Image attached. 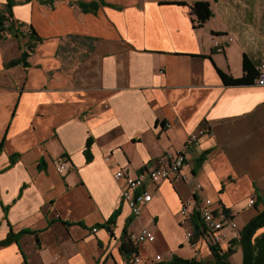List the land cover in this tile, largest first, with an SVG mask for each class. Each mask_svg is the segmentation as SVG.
<instances>
[{"label": "crops", "instance_id": "obj_1", "mask_svg": "<svg viewBox=\"0 0 264 264\" xmlns=\"http://www.w3.org/2000/svg\"><path fill=\"white\" fill-rule=\"evenodd\" d=\"M15 1L13 18L42 42L27 67L10 69L4 64L26 50L27 32L0 42V242L10 232L34 235L0 246V264H131L121 238L141 229L154 241L136 247L139 264L173 256L213 263L210 238H188L203 200L238 232L263 209L264 87L226 86L217 71L240 78L244 58L255 70L264 63V0ZM78 2L97 9L83 12ZM196 2L212 12L199 28ZM227 36L233 43L216 52L213 39ZM198 129L208 133L185 154V179L149 182L152 201L134 216L115 173L165 165ZM218 249L241 264L238 243Z\"/></svg>", "mask_w": 264, "mask_h": 264}, {"label": "trees", "instance_id": "obj_2", "mask_svg": "<svg viewBox=\"0 0 264 264\" xmlns=\"http://www.w3.org/2000/svg\"><path fill=\"white\" fill-rule=\"evenodd\" d=\"M31 0H23V3L30 2ZM55 0H46L44 3L52 4ZM20 4L15 0H5L4 4H0V42L5 41L7 38L20 39L24 36L21 28L24 24L19 23L13 18L12 8L15 5ZM177 5H183V3H175ZM78 7L83 11H95L97 9V3H77ZM191 13L194 16V26L197 28L202 27L212 16L210 6L206 2H196L190 6ZM28 43L26 50H24L20 57L11 61H8L4 64L6 69H10L19 65L27 67V58L33 46L36 43H41L42 40L37 36L34 29L29 26L28 31ZM33 41V43H32ZM242 71L243 74L240 78H232L221 71H217L222 83L226 86H245L252 85L255 78L257 77V71L253 68L250 62L244 58L242 62ZM84 155L86 162L91 160L90 154V141L86 143L84 150ZM262 202V201H260ZM118 211H115L110 219L108 220L109 224H114V221L117 217ZM197 215V214H196ZM198 223L192 220V233L189 238L190 243L194 244L200 237L204 236V226L201 223L199 216L197 215ZM98 227V226H97ZM104 228V227H103ZM264 229V203L263 209L257 213L239 232V239L233 240L234 243H238L242 253L241 264H264V232H261ZM32 234L33 232H20L18 234H13L10 232L6 240L0 242V246L8 245L10 243H18L19 238L22 235ZM209 249L213 255V263H205L202 261H197L195 259H183L177 256H173L171 260L163 264H230L228 261V256L231 255L232 250H228L225 254H220L217 246H214L210 243ZM120 254L128 262L131 258V255L136 253V248L127 240L126 234L123 233L121 238V245L119 247ZM24 264H27L24 261ZM161 264V263H157Z\"/></svg>", "mask_w": 264, "mask_h": 264}, {"label": "built area", "instance_id": "obj_3", "mask_svg": "<svg viewBox=\"0 0 264 264\" xmlns=\"http://www.w3.org/2000/svg\"><path fill=\"white\" fill-rule=\"evenodd\" d=\"M233 41V38L230 36H227L223 43L215 38L213 39V47L216 52L220 53L225 46L232 44ZM256 71L257 77L254 80V84L259 87H264V63L260 64ZM169 126L170 125H168V127ZM206 133H208V131L204 129H198L191 133L186 138L181 151L167 154L165 165L161 164L156 168H144L141 173L135 177L126 176L121 170L115 173V179L124 182V187L121 193L122 202L128 205L134 216H138L141 209L152 201V195L147 188L149 182H179L185 179L181 172L185 162V154L198 145L200 137ZM65 170L66 168L63 164L57 167L59 173H64ZM200 189L201 186L197 185L196 190ZM253 203V201H250L248 206H252ZM189 205V201L185 202L180 210V215L184 219L189 218ZM196 214L199 216L201 223L204 226V236L207 235V237L210 238L208 243L218 247L224 242L239 239L237 226L232 221L231 216L223 210L213 209V203L211 200H203L199 205ZM225 228H229L233 232V235L228 236L224 233L223 231ZM97 230L98 227L92 228V232H96ZM126 237L135 248L145 242L151 243L154 241L153 234L147 229H141L136 233H128ZM190 237L191 234L188 235V238ZM160 259V256H155L151 263L158 262ZM130 263H140V258L137 253L131 255Z\"/></svg>", "mask_w": 264, "mask_h": 264}, {"label": "rangeland", "instance_id": "obj_4", "mask_svg": "<svg viewBox=\"0 0 264 264\" xmlns=\"http://www.w3.org/2000/svg\"><path fill=\"white\" fill-rule=\"evenodd\" d=\"M21 30H22L23 33H26L27 32V29H22L21 28ZM21 42H22V44H24L25 43V40H22ZM24 48H25V46H24ZM237 258L238 257L236 255H234V256L231 257V261L235 262Z\"/></svg>", "mask_w": 264, "mask_h": 264}]
</instances>
